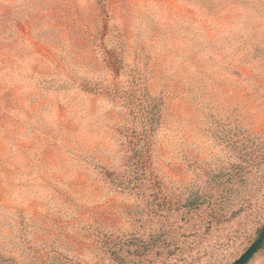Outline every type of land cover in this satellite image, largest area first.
Listing matches in <instances>:
<instances>
[{"label": "rangeland", "instance_id": "obj_1", "mask_svg": "<svg viewBox=\"0 0 264 264\" xmlns=\"http://www.w3.org/2000/svg\"><path fill=\"white\" fill-rule=\"evenodd\" d=\"M132 82L162 98L153 168L114 191ZM261 155L264 0H0V264H231L264 228ZM214 175L249 193L207 227L187 203Z\"/></svg>", "mask_w": 264, "mask_h": 264}, {"label": "trees", "instance_id": "obj_2", "mask_svg": "<svg viewBox=\"0 0 264 264\" xmlns=\"http://www.w3.org/2000/svg\"><path fill=\"white\" fill-rule=\"evenodd\" d=\"M116 62L115 58H108L107 64L114 69ZM140 87H136L135 83L132 82V85L123 96L117 95V99L120 102L123 101L126 105L129 121L117 128L118 134L122 137L124 148L121 169L117 172L104 170L102 173V179L110 190L139 189L140 185L148 181V176L152 173V147L158 125L157 118L162 109V98L153 96ZM259 161L264 164V155H261ZM248 174V172H242L238 176L239 180L247 181ZM218 179L219 175L212 176L211 187H208L206 192H194L188 199L187 206L191 210L205 205V216L198 218V223L203 226L212 227L224 223L234 213L231 210L236 202L249 193L248 189L245 188L239 189L229 185L226 186L225 183L231 181L229 178L226 182H219ZM216 183L221 185L222 188L216 187L214 185ZM263 229L259 231V234ZM263 246L264 244L258 251Z\"/></svg>", "mask_w": 264, "mask_h": 264}, {"label": "water", "instance_id": "obj_3", "mask_svg": "<svg viewBox=\"0 0 264 264\" xmlns=\"http://www.w3.org/2000/svg\"><path fill=\"white\" fill-rule=\"evenodd\" d=\"M263 244H264V229L255 239V241L250 245V247L231 264H247Z\"/></svg>", "mask_w": 264, "mask_h": 264}]
</instances>
